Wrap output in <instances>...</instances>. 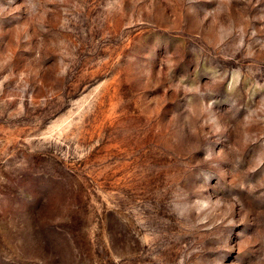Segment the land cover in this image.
Masks as SVG:
<instances>
[{"label":"rangeland","instance_id":"1","mask_svg":"<svg viewBox=\"0 0 264 264\" xmlns=\"http://www.w3.org/2000/svg\"><path fill=\"white\" fill-rule=\"evenodd\" d=\"M0 264H264V0H0Z\"/></svg>","mask_w":264,"mask_h":264}]
</instances>
